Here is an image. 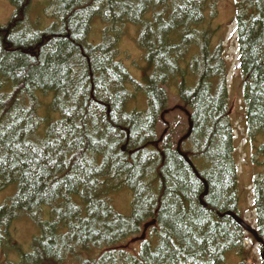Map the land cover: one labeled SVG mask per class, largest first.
<instances>
[{
	"label": "trees",
	"instance_id": "trees-1",
	"mask_svg": "<svg viewBox=\"0 0 264 264\" xmlns=\"http://www.w3.org/2000/svg\"><path fill=\"white\" fill-rule=\"evenodd\" d=\"M11 2L0 26V194H14L0 206V264L21 250L11 228L22 218L39 235L18 264L256 262L245 242H257L234 218L243 214L220 0H48L46 30L29 19L33 0ZM235 8L264 243V0ZM97 17L106 28L92 45ZM130 26L147 65L137 87L144 112L128 109L132 77L119 57ZM174 87L179 104L170 108ZM178 110L186 128L175 141L166 116ZM123 189L133 196L130 216L108 197ZM147 231L136 255L120 250Z\"/></svg>",
	"mask_w": 264,
	"mask_h": 264
},
{
	"label": "rangeland",
	"instance_id": "rangeland-1",
	"mask_svg": "<svg viewBox=\"0 0 264 264\" xmlns=\"http://www.w3.org/2000/svg\"><path fill=\"white\" fill-rule=\"evenodd\" d=\"M34 9H29V19L35 21L36 27L39 30H46L53 25L52 15L49 19L50 8L48 9L46 0H33ZM45 1V2H44ZM48 3V2H47ZM38 8V9H37ZM14 14V6L11 0H0V26L6 25ZM236 17L235 0H220L219 15L215 22L218 26L222 27L225 35L221 38L224 39L223 45L226 47V58L228 65L230 66L228 76V88L230 95V113L235 123V145L236 154L238 159V179H239V210L243 214L244 220L257 229V213L255 210L254 200V183L256 177L262 172L257 162L260 158L257 156L259 143H250L249 136L246 132V114L244 115L243 104L245 100L244 88L242 85V70L240 62L239 46L237 41V28L234 23ZM106 25L101 21L99 17L95 18L92 24L89 34V43L92 45H99L103 42L104 29ZM139 29L136 26H130L127 28L125 36L119 43V57L128 69L132 81L128 89L132 92L133 96L129 103L128 109L137 111H147L148 103L147 96L144 91L137 87L145 84V71L147 69L146 62L144 60V54L138 46ZM219 38V34L214 39V44ZM171 104L170 108H174L179 104L178 96L174 90H170ZM46 105L42 110H45ZM44 113V112H43ZM42 113V114H43ZM245 116V117H244ZM244 118V119H243ZM166 122L171 124L174 128H177V133L173 136L175 141H178L184 133L186 126V118L181 111H175L169 113L166 116ZM166 124H159V133L165 130ZM14 194V189H8L0 194V206ZM108 197L111 199L115 210L123 215L130 216L131 204L133 196L129 190H118L116 193H109ZM153 226V225H150ZM148 232V231H147ZM146 234L143 232L137 238H131L126 242L125 246H120V250L132 253L136 255L141 242L147 240L150 232ZM11 235L15 245L20 247V251L16 253L9 251L10 264H18L21 262L20 258L23 253H29L31 251V244L34 237L39 235V229L35 227L29 218H22L16 221L11 228ZM153 237V236H152ZM248 254L246 257L254 259L256 262L245 261L246 264H263L261 260V246L255 244L252 239L246 242ZM3 256V254L1 255ZM239 259H236V261Z\"/></svg>",
	"mask_w": 264,
	"mask_h": 264
},
{
	"label": "water",
	"instance_id": "water-1",
	"mask_svg": "<svg viewBox=\"0 0 264 264\" xmlns=\"http://www.w3.org/2000/svg\"><path fill=\"white\" fill-rule=\"evenodd\" d=\"M189 135H190V133H189ZM234 218L247 232L252 234L260 244H263V241L259 239L256 230H254L252 227L248 226L244 221L240 220L239 218H237V217H234ZM262 259L264 261V252L262 254Z\"/></svg>",
	"mask_w": 264,
	"mask_h": 264
}]
</instances>
